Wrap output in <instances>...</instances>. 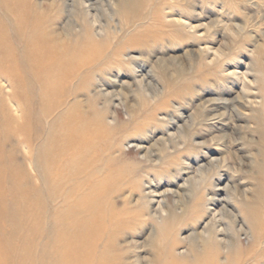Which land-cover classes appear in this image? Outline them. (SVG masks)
<instances>
[{"label": "rangeland", "instance_id": "1", "mask_svg": "<svg viewBox=\"0 0 264 264\" xmlns=\"http://www.w3.org/2000/svg\"><path fill=\"white\" fill-rule=\"evenodd\" d=\"M123 1L0 0L5 31L0 34V168L5 165L25 205L30 204L28 238L40 253L39 263L59 264L52 255L61 250L72 252L66 257L71 264H91L96 255L106 258L105 264H194L205 257V263L196 264H264V0ZM173 10L187 13L199 33L164 25L162 13ZM38 40L55 54L49 58L51 66L39 72L27 55ZM205 47L216 49L220 57L199 54ZM63 48L66 58L59 56ZM236 66L247 76L244 88L231 75ZM134 69L144 79L142 92L133 83ZM49 78L59 83L55 94L41 92ZM77 118L87 119L92 131L103 130L89 155L99 160L90 169L103 171L113 188L114 207L108 218L79 222L84 233L73 229L61 234L54 216L58 213L54 198L60 195L51 193L59 191L58 186L53 178L51 187L42 185L39 172L48 168L59 177L54 169L62 157L47 166L36 155L39 140L55 136L62 124ZM54 143L59 141L55 138ZM47 186L53 190L48 192ZM146 188L165 193L169 229L165 238L157 234L159 224L149 216L157 202L144 204L139 199ZM196 203L219 212L213 221L222 229L219 237L231 246L237 228L244 226L239 249L224 253L223 246L214 245L199 253L204 246L201 229L211 218ZM190 234L197 239L189 243ZM93 240L98 243V251L90 256L93 260L82 255L76 259L77 248L83 254L94 251ZM183 248L185 256L173 255L174 249ZM40 251L51 257L41 262Z\"/></svg>", "mask_w": 264, "mask_h": 264}, {"label": "bare ground", "instance_id": "2", "mask_svg": "<svg viewBox=\"0 0 264 264\" xmlns=\"http://www.w3.org/2000/svg\"><path fill=\"white\" fill-rule=\"evenodd\" d=\"M97 1V0H96ZM123 1V0H122ZM184 1V0H183ZM124 2V1H123ZM181 2V1H180ZM188 2V1H187ZM51 3V2H50ZM118 5L119 2L117 1ZM129 3V2H128ZM173 3V2H172ZM183 3V2H182ZM124 4V3H123ZM134 4V3H133ZM87 5V3H86ZM126 5V3H125ZM173 5V4H172ZM175 6V5H174ZM188 6V5H187ZM51 7V6H50ZM95 7V5H94ZM124 7V6H123ZM133 7V6H132ZM132 7H129L132 8ZM9 8V7H8ZM85 8V7H84ZM120 8V7H119ZM127 8V6H126ZM181 8V7H180ZM179 8V9H180ZM174 9V8H173ZM178 9V10H179ZM72 10V9H71ZM171 10V8H170ZM174 11L173 12H165V14L162 13L163 17H161L164 21V25H173L176 27H180L179 30H187L186 32H192V33H197V27L194 26L191 17H188L186 14L187 13H183V11ZM187 10V9H185ZM135 11V10H134ZM189 11V9H188ZM127 12V11H126ZM187 12V11H186ZM191 12V11H190ZM129 13V11H128ZM127 13V15H128ZM189 13V12H188ZM196 13V12H195ZM115 14V13H114ZM190 14V13H189ZM192 14V13H191ZM199 14V13H198ZM87 15V14H86ZM132 15V14H131ZM126 16V15H125ZM192 16H194L192 14ZM94 18V17H93ZM93 18H91L90 20H92ZM126 18V17H125ZM200 18V17H199ZM97 19V17H96ZM124 19V18H123ZM202 20V18H200ZM6 20V19H4ZM3 20V21H4ZM23 20V18H22ZM94 20V19H93ZM126 20V19H125ZM215 20V19H214ZM67 21V20H66ZM95 21V20H94ZM196 21V20H195ZM199 21V20H198ZM97 23V22H96ZM199 23V22H198ZM202 23V22H200ZM204 23V22H203ZM93 24V23H92ZM239 24V23H238ZM32 25V24H31ZM94 25V24H93ZM135 25V24H134ZM197 25V23H196ZM202 25V24H201ZM232 25V24H231ZM34 26V25H33ZM24 27L22 24H20V28ZM101 27V26H98ZM175 27V28H176ZM36 28V27H35ZM174 28V27H173ZM171 28V29H173ZM210 28V27H209ZM238 28V27H237ZM25 29V27L23 28ZM102 30V28H99ZM119 29V28H118ZM152 29H155L152 27ZM164 29V28H163ZM199 29V28H198ZM235 29V28H234ZM100 30V31H101ZM156 30V29H155ZM167 30V28H166ZM180 30V31H181ZM113 31V30H112ZM172 31V30H170ZM174 31V30H173ZM207 31V30H206ZM209 31V30H208ZM237 31V30H236ZM245 31V30H244ZM243 32V30H242ZM5 33L4 29H2L1 25H0V34ZM32 33V32H31ZM57 33V32H56ZM99 33V32H98ZM150 33V32H149ZM199 33V32H198ZM251 33V32H250ZM55 34V33H54ZM53 34V35H54ZM59 34V33H57ZM155 34V33H154ZM177 34V33H176ZM241 34V33H240ZM3 35V34H2ZM2 35H0V42L3 41V37H1ZM12 35V34H11ZM99 35V34H98ZM136 35V34H135ZM194 35V34H193ZM237 35V33H236ZM252 35V34H251ZM154 36V35H153ZM159 36V35H158ZM164 36V34H163ZM162 36V37H163ZM167 36V35H166ZM246 36V34H245ZM244 36V37H245ZM13 37V36H12ZM25 37V35H24ZM148 37V36H146ZM150 37V36H149ZM155 37V36H154ZM165 37V36H164ZM178 37V36H176ZM199 37V36H197ZM202 37V36H200ZM217 37V36H216ZM131 38V37H130ZM152 38V37H151ZM156 38V37H155ZM13 39V38H12ZM27 39V38H26ZM202 39V38H201ZM250 39V38H249ZM254 39V38H252ZM42 40V39H39ZM38 40L35 41L31 48L29 49V52L27 53L28 55V59L30 58V62L32 63V65H35V71L37 69V71L39 72V70H41L42 68H46L51 66L52 61H49V58H51L52 55H55L52 51L50 52L48 49H44V46L42 43H40V41ZM62 40V39H61ZM151 40V39H150ZM153 40V39H152ZM166 40V39H165ZM200 40V39H199ZM14 41V40H13ZM30 41H32V39H30V37H28V42L30 43ZM34 41V40H33ZM78 43V42H77ZM149 43V42H148ZM199 43V42H198ZM240 43V42H239ZM238 43V44H239ZM253 43V42H252ZM264 43V42H263ZM49 44V43H47ZM154 44V42H153ZM152 44V46H153ZM172 44V43H171ZM206 44V43H205ZM209 44V43H208ZM29 45V44H28ZM81 45V44H80ZM254 45V44H253ZM204 46V45H203ZM206 46V45H205ZM209 46V45H208ZM30 47V46H29ZM87 47V46H86ZM254 47V46H253ZM257 48V46H255ZM261 48V46H259ZM198 49V48H197ZM213 49V48H212ZM210 47H205V48H201L200 50H198L199 54H207V53H211V56L214 59H217L220 57V53L214 49L212 50ZM220 49V48H219ZM255 49V48H254ZM253 49V50H254ZM264 49V48H263ZM136 50V49H135ZM252 50V51H253ZM259 50V49H258ZM62 53L59 54V56H61L62 58H66V54L67 51L63 48ZM251 51V52H252ZM141 52V51H140ZM148 52V50H147ZM263 52V51H262ZM250 53V52H249ZM256 53V52H253ZM143 54V53H142ZM148 54V53H147ZM222 54V52H221ZM83 55V54H81ZM123 55V54H122ZM262 55V54H260ZM264 55V53H263ZM4 57H7L5 55H3ZM127 56V55H126ZM179 56V55H178ZM223 56V55H222ZM180 57V56H179ZM256 57V56H255ZM254 57V58H255ZM263 57V56H261ZM126 58V57H125ZM130 58V57H129ZM205 57H203L204 59ZM128 59V58H127ZM200 59L201 55H200ZM260 59V58H259ZM64 60V59H63ZM132 60V59H131ZM134 60V59H133ZM206 60V59H205ZM249 60V59H248ZM261 61V60H260ZM218 62V61H217ZM36 63V64H34ZM205 63V62H204ZM3 64V63H1ZM57 64V63H56ZM132 64V63H131ZM208 64V63H207ZM71 65V64H70ZM263 65V64H262ZM237 68L234 67L231 75L236 77L237 79L241 80L242 84H243V88L247 85L248 81H247V76L246 74H241L240 72L238 73V70H240L238 68V66H236ZM250 67V66H249ZM1 68V67H0ZM201 68V67H200ZM86 69V68H85ZM2 70V69H1ZM202 70V69H201ZM261 70V69H260ZM5 71V70H4ZM247 71V70H246ZM6 72V71H5ZM132 72L134 73L133 76V83L135 84V86L142 91H144V79L143 77H141L140 75L137 74V72L134 70H132ZM252 72V71H251ZM256 72V71H255ZM4 73V72H3ZM220 73V72H219ZM226 73V72H225ZM12 74V73H11ZM57 74V72L55 73ZM137 74V75H136ZM5 75V73H4ZM41 77V76H40ZM261 77V76H260ZM235 78V79H236ZM12 79V78H11ZM194 79V78H193ZM148 80V79H147ZM240 82V83H241ZM151 83V82H150ZM263 83V82H262ZM19 84V83H18ZM56 84V85H55ZM59 83L55 82V79L48 80V82L45 83V86H41L40 89L42 90L41 92L45 93L48 91H51L52 94H55L56 90L59 89L58 87ZM41 85H43V83H41ZM12 86V85H10ZM134 86V85H133ZM28 87V86H27ZM31 87V86H29ZM33 87V85H32ZM7 88V87H5ZM97 88H100L99 86ZM39 89V88H38ZM96 90V89H95ZM138 90V91H139ZM244 90V89H243ZM148 91V90H147ZM105 92V91H104ZM95 93V92H94ZM101 93V92H100ZM112 93V92H111ZM144 93V92H143ZM177 93V92H176ZM91 94V93H90ZM103 94V93H102ZM92 95V94H91ZM90 95V96H91ZM2 96V95H1ZM8 96V95H7ZM79 97V96H78ZM150 97V96H149ZM41 98V97H40ZM61 98V97H60ZM66 98V97H65ZM106 98V97H105ZM27 99V98H26ZM31 99V98H29ZM95 99V98H94ZM41 100V99H40ZM81 101V100H80ZM73 102V101H72ZM90 102V101H89ZM213 102V101H212ZM29 103V102H28ZM67 103V102H66ZM106 103V102H105ZM13 104V103H11ZM264 104V103H263ZM203 105V104H202ZM205 105V104H204ZM14 106V105H13ZM31 106V105H30ZM38 106V105H37ZM59 106V104L57 105ZM75 106V104H74ZM262 106V104L260 105ZM16 107V106H15ZM64 107V106H63ZM39 114L41 112V108L42 106L39 107ZM58 108V107H57ZM70 108V107H68ZM73 107H71L72 109ZM17 109V108H15ZM67 109V108H66ZM75 109V108H74ZM73 109V110H74ZM92 109V108H91ZM100 109V108H99ZM202 109V107H201ZM44 110V109H43ZM17 111V110H16ZM32 111V110H31ZM104 111V110H103ZM202 111V110H201ZM30 112V111H29ZM56 112V111H55ZM54 112V114H55ZM92 112V111H91ZM98 112V111H96ZM100 112V111H99ZM102 112V111H101ZM48 113V112H47ZM75 113V112H74ZM43 114V112H42ZM57 114H59V112L57 111ZM104 114V112H103ZM102 114V116H103ZM34 115V114H33ZM75 115V114H74ZM105 115V114H104ZM78 117L80 115H77ZM5 117V116H4ZM3 117V119H4ZM62 117V116H61ZM74 117V116H73ZM84 117V116H83ZM82 117V118H83ZM94 117V116H93ZM106 117V116H105ZM191 117V116H190ZM20 118V117H18ZM47 118V117H46ZM56 118V117H55ZM82 118L81 121H78L77 119L74 120H69L67 122H65L64 124H62V130L59 131L57 134H55V136H48L46 135L45 138L40 141L39 140V148H38V152L37 155L34 152V154L38 157L37 161L40 163H43L44 165L48 162V161H53L54 158L59 159L60 157H62V161L55 164V169L57 173L56 174H60L58 179L57 177H53L51 175V170L50 169H44L42 172H39V175L41 177L42 180V185H46V184H51L53 183L52 178L55 179V183L57 184L56 186H58V190L59 191H54L55 193H53V188L52 190H50L51 188H47L50 190V192L52 194H55L54 197L58 196L59 198H54L55 201L54 203L57 205L58 210H56L57 214L54 216H58V221L56 220L57 218H55V220L57 221L58 227L60 228V232L62 234V232H66L67 230L72 231L73 229H77V232L80 231V233H84L85 232V228H82V230H79V222H83L87 221L88 219H92V218H101V220H103L102 218H106L109 215V211L110 208L114 207L113 205V200H111L110 197V193H112L113 188L111 186V188H109L110 184H107L106 179H105V175L104 173L100 172L97 173L98 171L96 169H92L93 171H91L90 167H92L93 165H95V161H98L99 159L95 160V158L89 157L90 153L93 151L92 149L96 146L97 143L100 142L101 140V132L103 130H100V128H98L100 130H98V134H97V130L92 131L91 128H89V122L88 124L87 119L86 122H82ZM86 118V117H85ZM84 118V119H85ZM194 118V117H193ZM30 119V118H29ZM42 119V118H41ZM50 119V118H49ZM73 119V118H72ZM92 119V118H90ZM103 119V118H102ZM108 119V118H107ZM189 119V118H188ZM15 120V119H14ZM48 120V119H47ZM94 120V119H93ZM32 121V120H31ZM30 122V121H29ZM57 122V121H56ZM60 122V121H59ZM48 123V122H47ZM55 123V122H53ZM87 124L88 128L84 125ZM31 124V123H30ZM35 124V123H34ZM106 124V123H105ZM109 124V123H108ZM188 124V123H187ZM58 125V124H57ZM103 125V124H102ZM107 125V124H106ZM36 126V125H35ZM108 126V125H107ZM92 127V126H91ZM95 126H93L92 128H94ZM177 127V126H175ZM187 127V125H186ZM32 128V127H31ZM103 128V127H102ZM55 130V128H53ZM58 129V128H57ZM110 129V128H109ZM189 129V128H188ZM27 130V129H26ZM108 130V129H107ZM96 131V132H95ZM168 131V130H167ZM33 132V131H32ZM178 132V131H177ZM176 133V132H175ZM182 134V133H181ZM180 134V136H181ZM100 135V136H99ZM168 137H174L175 135L173 134H168ZM19 137V136H18ZM27 137V136H26ZM39 137V136H38ZM96 137V138H95ZM22 138V137H21ZM57 139L59 141V143H54V145L52 146V142L54 141V139ZM213 139V138H212ZM164 140V139H163ZM220 140V139H219ZM218 140V141H219ZM103 141V140H102ZM217 141V142H218ZM115 142V141H114ZM164 142V141H163ZM215 142V141H214ZM183 143V142H182ZM181 143V144H182ZM199 143V141H198ZM26 144V143H25ZM31 144V143H30ZM119 144V143H118ZM23 145V144H22ZM114 145V143H113ZM121 146V144H119ZM217 145V144H216ZM219 145V144H218ZM27 146V145H26ZM33 146V145H32ZM117 146V145H116ZM115 146V147H116ZM165 146V144H164ZM98 147V146H97ZM105 147V146H104ZM109 147V146H108ZM34 148V147H33ZM106 148V147H105ZM113 148V147H112ZM109 149V148H108ZM170 149V148H169ZM35 150V149H34ZM105 150V149H104ZM118 150V149H117ZM102 151V149H101ZM106 151V150H105ZM108 151V150H107ZM120 151V150H119ZM2 152V151H1ZM96 152V151H95ZM103 152V151H102ZM121 152V151H120ZM101 153V152H100ZM105 153V152H104ZM111 153V152H110ZM206 153V152H205ZM102 154V153H101ZM148 154V152H147ZM96 155V154H95ZM103 155V154H102ZM105 155V154H104ZM107 155V154H106ZM225 155V154H224ZM55 156V157H54ZM3 157V156H2ZM6 157V156H5ZM108 157V156H107ZM103 158V157H102ZM3 160V159H2ZM8 160V159H7ZM101 161V160H100ZM111 161V160H110ZM8 162V161H7ZM102 162V161H101ZM33 163V162H32ZM36 163V162H34ZM100 163V162H99ZM208 163V162H206ZM7 164V163H6ZM47 165V164H46ZM48 166V165H47ZM191 166V165H190ZM40 167V166H39ZM72 168V169H71ZM10 169V168H9ZM40 169V168H39ZM60 169L63 170L65 172L60 173ZM71 169V171L69 170ZM104 170V169H103ZM5 165L4 168L2 169V167L0 168V264H40L39 263V257H40V253H38V251L35 250L36 247H34V245L29 241V229H28V225L29 221H30V207H29V203L28 205L26 203V201H24L25 197H21L20 191H18L17 187H14V179L11 177V175H7V172H5ZM53 171V172H54ZM97 171V172H96ZM101 171V170H100ZM200 171V169L198 170ZM197 171V172H198ZM59 172V173H58ZM11 174V173H10ZM14 174V173H13ZM55 174V175H56ZM38 176V175H37ZM199 177V176H198ZM194 179H196L194 177ZM16 182H19V180H17ZM49 182V183H48ZM187 183V182H186ZM196 183H199L198 181H196ZM21 185L23 184L20 183ZM50 184V187L52 186ZM26 185V184H25ZM20 186V185H19ZM148 186V185H147ZM21 187V186H20ZM55 187V185L53 186ZM150 187V186H149ZM57 188V187H56ZM121 188V187H120ZM119 188V190H120ZM20 189V188H19ZM43 189V188H42ZM137 190L138 192L141 191V185H137ZM156 190V189H155ZM18 191V192H17ZM46 191V192H47ZM144 191V190H143ZM146 191V193H145ZM143 193V195H139V199L143 200L144 204L147 203H154L157 202L156 204V208L151 210V212L149 213L150 217H152L154 220L156 219V221L159 224V230L157 232V234H161L162 236L165 234L166 236L169 233V229L167 230L168 226L166 224H168V222H166V211H165V206H163V198H164V194L162 193L160 195L155 194V191H151L148 188H146ZM14 192L19 193L17 196H15ZM49 192V191H48ZM47 192V193H48ZM59 192V193H58ZM117 192V191H116ZM50 193V194H51ZM58 193V195L56 196V194ZM115 194V192H113ZM225 193V192H224ZM44 194V193H43ZM49 194V195H50ZM118 194V193H117ZM52 196V195H51ZM50 196V197H51ZM142 196V197H141ZM40 197V196H39ZM117 197H122L121 194H118ZM116 197V198H117ZM156 197H161L159 200H157ZM183 197V196H182ZM45 199V197H44ZM48 199V198H47ZM49 200V199H48ZM46 202V201H45ZM44 202V204H45ZM120 202H125V201H120ZM19 203L22 204L23 207H21L19 205ZM149 206V204H147V207ZM196 206L198 207H203L204 211L206 210L207 212L210 213V222L212 221L213 223L211 224L209 221L204 225V227L201 229L202 233L200 234L202 240H203V248H199V253L200 254H204V248L210 247L212 248L214 245H220L223 246L225 249L224 253H229L230 251L233 250H237L241 247L242 243L239 240V233L244 232V226L240 225L237 230L236 233H234L235 235V244L234 246H231V243L229 241H224V238H221L219 236H221V230L222 229H218L220 227H218L216 225L217 222L213 221L215 220V218H217V216L219 215L218 211L215 210H208L207 206L205 207V205H203L202 203H196ZM20 207V208H19ZM228 209V208H227ZM45 210V207H44ZM229 210V209H228ZM44 212V211H43ZM228 213V211H226ZM108 213V215H107ZM113 213V212H112ZM45 214V213H44ZM114 214V213H113ZM229 214V213H228ZM232 214V212H230V215ZM234 214V212H233ZM232 214V215H233ZM46 215V214H45ZM44 215V216H45ZM231 215V216H232ZM235 214L233 215L234 218ZM108 218V217H107ZM219 218V217H218ZM236 219V217L234 218ZM100 220V219H99ZM209 220V219H207ZM89 222V221H88ZM56 223V224H57ZM242 223V222H241ZM157 224V225H158ZM219 224V223H217ZM237 225V223H236ZM239 225V224H238ZM39 226V225H38ZM167 226V227H166ZM95 227V226H94ZM233 227V226H232ZM39 228V227H38ZM58 228V229H59ZM93 228V227H92ZM236 228V226H235ZM40 229V228H39ZM43 229V228H42ZM89 229V228H88ZM99 229V228H98ZM101 229V228H100ZM167 230V231H166ZM200 230V231H201ZM235 230V229H234ZM246 230V229H245ZM41 231V230H40ZM95 231V230H94ZM106 231V230H105ZM105 231H103L105 233ZM193 231V230H191ZM196 231V230H195ZM92 232V231H91ZM97 232V231H96ZM107 232V231H106ZM59 233V232H58ZM191 233V232H190ZM194 233V232H193ZM198 233V232H197ZM243 234V233H242ZM165 235L163 238H165ZM199 235V234H198ZM188 239L189 243L192 241H195L197 239V235H193L190 234L188 235ZM194 237H196L194 239ZM223 237V236H222ZM62 239V238H61ZM93 239V238H92ZM35 241V240H34ZM95 240L92 241L93 246L94 247V251H90L88 254H83L80 252V248H77L76 250L73 251V254H75L78 250V253L75 255V258L77 259L79 256H83L84 258H89L93 260L92 258H90L91 255H94L98 250H97V244L98 243H94ZM198 241V240H197ZM188 243V241H187ZM188 245V244H187ZM186 246V245H185ZM198 247V246H197ZM216 247V246H215ZM208 248V249H210ZM217 248V247H216ZM107 248H103L102 250L105 252ZM222 249V248H221ZM38 250V249H37ZM97 250V251H96ZM182 251H179L174 249L173 250V255L175 257H182L185 256V250L184 248L181 249ZM184 250V251H183ZM102 251V252H103ZM113 251V250H112ZM198 250H196L197 252ZM41 252V251H40ZM100 252V251H99ZM103 252V255H105ZM108 252V251H106ZM51 254V253H50ZM49 253L46 252H41V256L43 257L41 262L43 261V259H46L45 257H51ZM70 255H72V252L70 253ZM66 252H63L61 250L58 251V253L56 252V254H53L52 257H55L56 259H58V263L59 264H71L66 262V257L69 255ZM109 254V253H108ZM99 255V254H98ZM113 254H111L112 256ZM187 255V254H186ZM198 255V254H197ZM102 256V255H101ZM107 256V253H106ZM106 256H103L104 258ZM110 255H108L109 257ZM116 256V255H115ZM206 256V255H205ZM204 256V257H205ZM74 257V256H73ZM98 257V258H97ZM189 257V256H187ZM53 258V259H55ZM94 258H97L96 262L98 264H105L104 260L106 259H99V256H95ZM110 258V257H109ZM112 258V257H111ZM110 258V259H111ZM192 258V257H191ZM203 258V257H202ZM206 258V257H205ZM203 258V259H205ZM183 259V258H182ZM201 260L200 258L198 259L199 261L201 260L200 263H205V261H207L205 259ZM101 260V261H100ZM108 260V259H107ZM106 260V262H107ZM113 260V259H112ZM111 260V261H112ZM194 259L195 263L198 261ZM110 261V260H109ZM110 261V262H111ZM114 261V260H113ZM112 261V262H113ZM49 262V260H47V263ZM91 264H95L96 262H92L90 261ZM115 262V261H114ZM46 263V261H45ZM96 263V264H97ZM109 262H107L106 264H108ZM178 263V262H177ZM199 263V262H198ZM199 263V264H200ZM43 264V263H42ZM176 264V263H175Z\"/></svg>", "mask_w": 264, "mask_h": 264}]
</instances>
